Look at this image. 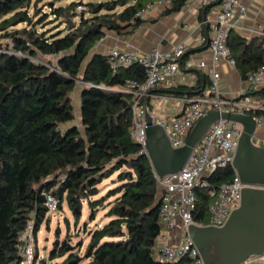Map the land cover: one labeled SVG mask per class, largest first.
<instances>
[{"label": "trees", "instance_id": "obj_1", "mask_svg": "<svg viewBox=\"0 0 264 264\" xmlns=\"http://www.w3.org/2000/svg\"><path fill=\"white\" fill-rule=\"evenodd\" d=\"M41 1L0 0V264L18 263L28 222L34 234L48 222V192L58 200V210L67 203L76 223L83 202L88 222L99 208H108V221L87 232L79 262L66 243H54L40 264H166L153 249L160 232V191L142 147L129 136L133 96L120 90L128 79L141 82L143 70L138 65L112 69L106 56L89 57L105 32L128 35L144 23L136 14L154 0L77 1L58 7L47 3L49 13L38 8ZM187 1L171 0L161 14L179 11ZM78 4L87 11L77 13ZM49 16L53 18L46 30L42 23ZM233 40L242 45L237 56ZM233 40L228 37L227 46L244 79L263 64V47L252 52L239 37ZM77 83L79 125L71 97ZM255 95L264 99V90ZM115 173L114 188L96 198L97 186ZM232 177L228 166L207 181L216 187ZM195 194L201 216L207 195L204 190Z\"/></svg>", "mask_w": 264, "mask_h": 264}, {"label": "built area", "instance_id": "obj_2", "mask_svg": "<svg viewBox=\"0 0 264 264\" xmlns=\"http://www.w3.org/2000/svg\"><path fill=\"white\" fill-rule=\"evenodd\" d=\"M84 3L83 0H79ZM171 0H156L149 3L136 15L144 18L155 5L168 6ZM217 3L218 12L213 25V36L207 39L201 36L196 40L200 45L207 44L212 61L220 59L231 65L236 61L227 46L229 32L234 28L233 13L237 10L244 13V7L239 0H188L183 6L193 9L194 5L205 7ZM77 13L87 11L84 4H78ZM263 37L264 28L260 31ZM186 47L175 46L168 51L153 49L150 52H129L112 49L107 60L112 69L127 68L138 65L143 70V80L133 79L125 81L121 91L132 94V125L129 129L130 138L142 147L144 152L145 123L144 116L149 113L146 100L152 96V90L164 79L172 78L180 68ZM186 68L192 64L187 62ZM246 82L257 87L264 81V62L254 71L247 74ZM230 112L252 115L256 124L264 122V115L254 116L255 112L264 111V99H254L250 95H243L235 100H226L221 97L218 86V74H213L207 91L201 95L186 99L180 115L171 119H160L158 123L164 130L172 148L184 145L195 123L208 113ZM241 126L228 120H218L213 123L193 148L184 167L178 173L167 174L161 178L156 176L160 201L158 208V222L160 232L154 243L156 258L166 264H203V261L187 234L189 226L220 228L224 225L232 211L240 205L243 185L231 166L234 158ZM231 167L233 177L216 187H211L207 177L218 170ZM196 190H204L208 205L201 216L196 204ZM44 206L47 212L58 210V200L48 192L45 194ZM175 232L173 235L171 233ZM22 242L20 260L17 264H39L40 257L36 254L35 234L33 223L28 222L20 237ZM242 264H264V255L251 256Z\"/></svg>", "mask_w": 264, "mask_h": 264}, {"label": "crops", "instance_id": "obj_3", "mask_svg": "<svg viewBox=\"0 0 264 264\" xmlns=\"http://www.w3.org/2000/svg\"><path fill=\"white\" fill-rule=\"evenodd\" d=\"M239 2L245 11L240 13L236 10L233 13L234 28L229 32V39L232 41L235 37H239L240 43L249 45V50L252 52L257 51L263 43L260 31L264 28V0H239ZM167 7L155 5L145 14L144 23L131 34L116 35L113 32H105L89 57L93 54L107 56L115 48L122 51L145 53L153 49L164 52L178 45L185 46L186 51L180 60L179 71L172 78L162 80L152 90V96L148 98V111L156 121L180 115L187 98L207 91L214 73L218 74V86L223 99L235 100L243 95L262 99L255 94L264 90V81L257 87L250 86L245 78H242L236 64L231 65L222 59L213 62L208 45H200L195 40L201 36L207 39L212 38L213 25L218 12L217 3L205 7L195 4L193 9L182 6L179 11L162 15L161 12ZM237 44L238 42L233 40V54L236 56L242 48V45L237 46ZM187 62L192 64L191 68L185 67ZM77 86L80 91L81 84L77 83ZM177 87H186L191 94H187V90L178 91ZM252 91L254 94H246ZM75 123L79 125L80 119H76ZM253 141L257 145H264V122L257 125ZM109 180V183H113L114 179ZM84 205H86L85 202H83Z\"/></svg>", "mask_w": 264, "mask_h": 264}, {"label": "water", "instance_id": "obj_4", "mask_svg": "<svg viewBox=\"0 0 264 264\" xmlns=\"http://www.w3.org/2000/svg\"><path fill=\"white\" fill-rule=\"evenodd\" d=\"M68 23L71 27L70 20ZM76 81L81 83L79 79ZM246 94H254V91ZM132 104L131 101L129 106L132 107ZM221 119L237 123L242 128L231 166L246 187L241 191L239 207L232 211L222 227L191 225L187 234L203 264H242L251 256L264 255V145H257L253 141L257 128L254 117L210 112L195 123L184 145L175 149L171 147L158 121L146 113L143 154L159 178L178 173L202 136L213 123ZM80 260L77 257L75 262Z\"/></svg>", "mask_w": 264, "mask_h": 264}, {"label": "rangeland", "instance_id": "obj_5", "mask_svg": "<svg viewBox=\"0 0 264 264\" xmlns=\"http://www.w3.org/2000/svg\"><path fill=\"white\" fill-rule=\"evenodd\" d=\"M79 0H42L38 4V8L41 12H48V7L45 6L47 3L50 5L53 3L55 7L58 6H66L72 2H77ZM84 2H91L97 3L98 0H83ZM53 17L49 16L48 19L43 21L44 29H49L50 25H46L47 21L52 19ZM22 25L18 26L21 27ZM79 87L77 86L73 93L71 94L72 97V106H73V113L75 120L79 118V108H80V98L79 96ZM117 173H115L111 178L116 179ZM110 180H104L100 183L97 187L99 189V194L96 198H99L101 195H104L109 191L108 189L114 188V183H109ZM112 200V198L108 199V201ZM106 201L104 205L108 202ZM83 214L80 220L76 223L75 219L72 216L70 209L67 206V203L64 201L61 205L60 210H56L53 212H48L46 214V219L48 222L43 221L42 224L39 226V230L35 234V247L37 253L41 259H47L49 253L54 248V243L57 244H64L66 243L71 249L72 252L76 253L77 257L82 259L83 254L88 243L89 237L87 236V232L91 231L95 227H99L102 223L108 221L107 218L104 217L105 211L108 208L103 210L99 208L95 215V219L92 222H88V214H87V207L86 205L83 206ZM79 242H81V246H79ZM62 258L55 260V262H61ZM40 264V262H39Z\"/></svg>", "mask_w": 264, "mask_h": 264}]
</instances>
